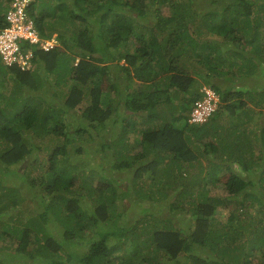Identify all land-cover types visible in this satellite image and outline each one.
<instances>
[{
	"label": "trees",
	"instance_id": "obj_1",
	"mask_svg": "<svg viewBox=\"0 0 264 264\" xmlns=\"http://www.w3.org/2000/svg\"><path fill=\"white\" fill-rule=\"evenodd\" d=\"M12 1L0 0V29ZM28 11L60 46L25 44L28 70L0 63L11 80L0 84V257L264 264V84L251 83L264 72V0H36ZM206 85L217 107L190 123ZM24 204L27 215H8Z\"/></svg>",
	"mask_w": 264,
	"mask_h": 264
},
{
	"label": "built area",
	"instance_id": "obj_2",
	"mask_svg": "<svg viewBox=\"0 0 264 264\" xmlns=\"http://www.w3.org/2000/svg\"><path fill=\"white\" fill-rule=\"evenodd\" d=\"M35 0H13L6 13L8 25L0 29V55L7 65L17 64L22 69L30 68L31 52H23L25 44L36 45L37 48L48 51L57 45L59 40L56 33L50 37H39L33 26V19L29 15L28 7ZM203 97L197 100L190 112V123L203 122L219 102V97L211 88L203 87Z\"/></svg>",
	"mask_w": 264,
	"mask_h": 264
},
{
	"label": "rangeland",
	"instance_id": "obj_3",
	"mask_svg": "<svg viewBox=\"0 0 264 264\" xmlns=\"http://www.w3.org/2000/svg\"><path fill=\"white\" fill-rule=\"evenodd\" d=\"M161 13H163V14H168L169 13V9H162L161 10ZM54 29H56V30H54V31H58L59 33H61L62 31H63V26L61 25V24H58V23H56L55 24V28ZM49 30V29H48ZM51 30V29H50ZM261 30L263 31L264 29L263 28H261ZM207 38H212V37H215L213 34H210V35H205ZM214 45V44H213ZM200 72L201 73H199L201 76H205V75H207V71L202 67V69L200 70ZM210 75H212L213 76V78H214V74L213 73H210ZM200 79V80H199ZM198 79V81L199 82H202L201 81V78H199ZM48 81V83L50 84V80L48 79L47 80ZM11 83V80L10 79H8L7 78V80H3L2 81V78L0 77V84H10ZM252 84H254V85H260V84H264V72L262 73V74H260L259 72H258V70H257V72L255 73V80H252V82H251ZM226 85H228V86H231V84L228 82ZM226 85L224 86V88L223 89H225L226 88ZM206 87H208V85H206ZM3 90H6V89H0V91H3ZM66 88H61L60 90H59V92H58V94H57V99L58 100H60L65 94H66ZM64 94V95H63ZM61 95H63V96H61ZM55 97V98H56ZM246 100H248V101H250L248 98L246 99ZM263 110V112H261V116H263L264 117V109H262ZM131 111H132V114H134V111L132 110V108H131ZM143 113H144V111H143ZM135 115H137V114H135ZM257 115V114H256ZM144 116H145V114H144ZM143 116V117H144ZM252 116V115H251ZM258 117H261V116H259V115H257ZM130 118L131 119H133V118H137L136 116H133V115H130ZM130 119V120H131ZM94 132L99 136V137H101V138H104V139H107V137H108V135H106V133H101V129H100V127H97L95 130H94ZM209 141V140H208ZM84 152H87V150H86V148L84 149ZM83 151H81V155H82V157H85V156H83ZM200 162H201V164L205 167V166H207L206 165V159L203 157V156H200ZM198 168H199V166L198 167H191V169H193L192 170V172L193 171H197L198 170ZM206 168V167H205ZM205 172V171H204ZM209 191H210V194H212V195H222V194H224L225 192H224V190H222L221 188H218V187H216V186H211V187H209ZM153 205V204H152ZM157 208H160L161 207V209H162V204L161 203H158L157 205ZM234 205L233 204H227L226 206H222V207H219V208H217V210H216V215L218 216L217 218L218 219H220V220H225L226 218H227V216H228V214L232 211V210H234ZM19 210H21V212H23L22 214L23 215H27V209H26V206H25V204H24V206H22V207H20V209L18 208V209H13V211L11 212L10 211V214H8L9 216H12V214L11 213H17ZM184 217H185V215L182 213V214H179V215H177V216H173L172 218H171V222L173 223V224H176V225H180V223L182 222V220L184 219ZM124 222V219H120L119 220V222L117 223V224H113V225H109V226H107L106 228H105V231L106 232H118V230H120V226H123L122 224H124L123 223ZM9 225H18L16 222H12V221H9V223H8ZM114 232V233H115ZM117 234H115V235H113L115 238H118L117 236H116ZM3 243H7V241H4L3 239H1L0 240V245L1 244H3ZM117 252H118V255H122L123 254V246L121 245V246H119L118 247V250H117ZM5 255H7V254H4V255H1V260H2V262L0 261V264L1 263H3V264H5V263H7V264H9V263H11L12 262V260H11V257H9V256H5ZM121 257V256H120ZM120 257H117L118 259L120 258ZM62 259H63V261L64 262H66L67 260H68V257L65 255V253L64 252H62ZM119 262H121V264H125L122 260H120ZM119 262H115L114 264H120ZM28 264V263H27ZM36 264H40V263H36Z\"/></svg>",
	"mask_w": 264,
	"mask_h": 264
},
{
	"label": "clouds",
	"instance_id": "obj_4",
	"mask_svg": "<svg viewBox=\"0 0 264 264\" xmlns=\"http://www.w3.org/2000/svg\"><path fill=\"white\" fill-rule=\"evenodd\" d=\"M36 1V0H35ZM35 1H33L32 3H34ZM31 3V4H32ZM31 4H30V7H31ZM29 12V11H28ZM31 16V15H30ZM32 18V17H31ZM33 19V18H32ZM53 33H56V32H52L51 33V35L53 34ZM50 35V36H51ZM56 35H57V38H58V34L56 33ZM49 36V37H50ZM58 40H59V45H57L56 47H59L60 46V39L58 38ZM29 46V45H28ZM55 48V47H54ZM39 49V48H38ZM53 49V48H52ZM39 50H42V49H39ZM51 50V49H50ZM42 51H44V50H42ZM49 51V50H48ZM0 59H1V61H0V63L2 64V65H4V66H17V67H19L20 68V66L19 65H17V64H12V65H7V64H5L4 63V61L2 60V57H1V55H0ZM32 67V61H31V66H30V68ZM20 69H22V68H20ZM29 68H27V69H25V70H28ZM23 70V69H22ZM206 87V86H205ZM207 88H210V87H207ZM212 89V88H211ZM212 90H214V89H212ZM216 93V92H215ZM217 94V93H216ZM218 95V94H217ZM219 97V96H218Z\"/></svg>",
	"mask_w": 264,
	"mask_h": 264
}]
</instances>
